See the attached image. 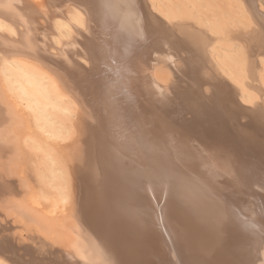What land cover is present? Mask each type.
I'll use <instances>...</instances> for the list:
<instances>
[{"label": "bare ground", "instance_id": "obj_1", "mask_svg": "<svg viewBox=\"0 0 264 264\" xmlns=\"http://www.w3.org/2000/svg\"><path fill=\"white\" fill-rule=\"evenodd\" d=\"M262 23L264 0H0V261L264 264Z\"/></svg>", "mask_w": 264, "mask_h": 264}, {"label": "rangeland", "instance_id": "obj_2", "mask_svg": "<svg viewBox=\"0 0 264 264\" xmlns=\"http://www.w3.org/2000/svg\"><path fill=\"white\" fill-rule=\"evenodd\" d=\"M238 120H239V123H240V125H242V126H244L246 129H249V127L248 126H250L251 127V124L252 123H250L249 121H246L245 119H244V116H239L238 117ZM15 165H13L12 167H14ZM78 181L79 180H76L75 179V184H76V186L78 187ZM16 230V232L17 233H19V234H22L24 237H27V235H29V234H33V233H35V228L34 227H32L30 224H23V225H20V226H18V228L17 229H15Z\"/></svg>", "mask_w": 264, "mask_h": 264}, {"label": "snow or ice", "instance_id": "obj_3", "mask_svg": "<svg viewBox=\"0 0 264 264\" xmlns=\"http://www.w3.org/2000/svg\"><path fill=\"white\" fill-rule=\"evenodd\" d=\"M261 27L264 28V23L261 24ZM262 121H264V117H262ZM0 264H4V262L0 261Z\"/></svg>", "mask_w": 264, "mask_h": 264}]
</instances>
